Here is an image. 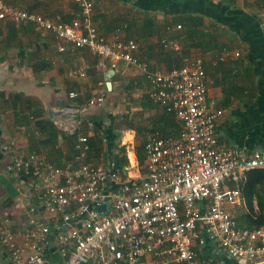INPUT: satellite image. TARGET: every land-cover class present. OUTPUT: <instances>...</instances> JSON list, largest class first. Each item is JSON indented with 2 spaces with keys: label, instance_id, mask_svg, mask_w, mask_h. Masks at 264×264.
<instances>
[{
  "label": "built area",
  "instance_id": "built-area-1",
  "mask_svg": "<svg viewBox=\"0 0 264 264\" xmlns=\"http://www.w3.org/2000/svg\"><path fill=\"white\" fill-rule=\"evenodd\" d=\"M76 2L80 17L67 22L60 14L49 18L0 0V29L5 20L34 22L56 34L61 52L69 43L106 58L113 69L120 62L137 65L152 100L173 114L179 133H147L145 174H132L126 166L125 178L114 160L88 161V135L77 136L74 158L65 164L45 153L17 150L14 140L3 144L6 171L35 180L46 215L43 220L32 207L27 228L15 232L10 218L0 214V242L10 258L16 264H47L44 248L53 235L61 264H228L199 254L208 241L235 264H264V224L240 226L232 211L243 200L239 184L245 173L264 168V152L220 142L223 110L208 101L203 59L186 56L179 67L152 68L136 56L138 43L124 39L119 28L110 38L100 33L93 22L94 0ZM162 43L177 48L167 37ZM69 75L83 77L85 71ZM107 92L100 83L88 106H102ZM85 111V106L63 109L69 116ZM103 205L109 208L102 210Z\"/></svg>",
  "mask_w": 264,
  "mask_h": 264
},
{
  "label": "crops",
  "instance_id": "crops-1",
  "mask_svg": "<svg viewBox=\"0 0 264 264\" xmlns=\"http://www.w3.org/2000/svg\"><path fill=\"white\" fill-rule=\"evenodd\" d=\"M4 1L49 18L60 14L67 22L80 17L76 0ZM94 2L93 22L100 33L110 38L119 28L124 39L138 43L136 56L152 68L167 71L181 66L186 56L201 57L208 101L213 109L223 110L217 125L220 142L247 153L264 152V0ZM165 37L177 48L166 49ZM57 41L56 34L34 22L5 20L0 29V214L10 218L15 232L27 228L32 207L43 220L46 215L35 180L6 171L3 144L14 140L17 150L45 153L65 164L74 158L77 136L84 134L96 145L88 154L91 162H106L105 157L125 146L128 167L137 174L139 166L137 172L132 167L139 164L138 155L145 157L147 133H179L173 114L152 100L150 83L137 65L120 62L113 69L87 48L68 43L66 51H59ZM79 68L85 76L69 75ZM100 83L108 90L104 104L88 106ZM71 92L77 95L70 97ZM72 106L86 107L80 123L62 112ZM238 205L243 209L244 201ZM44 254L47 264H61L53 235ZM199 254L235 264L211 241ZM0 264H16L1 242Z\"/></svg>",
  "mask_w": 264,
  "mask_h": 264
},
{
  "label": "trees",
  "instance_id": "trees-1",
  "mask_svg": "<svg viewBox=\"0 0 264 264\" xmlns=\"http://www.w3.org/2000/svg\"><path fill=\"white\" fill-rule=\"evenodd\" d=\"M89 142L91 145V151L89 153L92 154L93 152H95L96 145L93 143L90 137ZM90 156L91 155H89L88 161L91 160ZM105 159L106 162L108 160H114L116 168L119 169L122 176L124 178L127 177V170L125 169V167L129 165V159L126 154L125 146H119L118 153H115L114 156H107V158L105 157ZM138 160L139 164L145 163V157L141 155H138ZM239 189L245 207H243V209H240V211H238L235 215L240 226H246L249 228H258L262 226L264 224V168H255L247 171L244 175L243 180L239 184ZM235 207L239 208L241 206H234L232 208V211L234 213L236 209Z\"/></svg>",
  "mask_w": 264,
  "mask_h": 264
},
{
  "label": "water",
  "instance_id": "water-1",
  "mask_svg": "<svg viewBox=\"0 0 264 264\" xmlns=\"http://www.w3.org/2000/svg\"><path fill=\"white\" fill-rule=\"evenodd\" d=\"M63 112V111H62ZM62 112H60V113H62ZM49 114L51 115V117L52 118H54V116H53V112H49ZM71 116V118L73 119V120H77V119H79L80 118V115L79 114H72V115H70ZM109 208V205H103L102 206V210H106V209H108Z\"/></svg>",
  "mask_w": 264,
  "mask_h": 264
},
{
  "label": "rangeland",
  "instance_id": "rangeland-1",
  "mask_svg": "<svg viewBox=\"0 0 264 264\" xmlns=\"http://www.w3.org/2000/svg\"><path fill=\"white\" fill-rule=\"evenodd\" d=\"M131 164L133 165L134 162H131L130 165H131ZM139 168H140V172H143L144 169H145V168H144V164H140V165H139ZM132 171H133V172H137V168H136V167H132ZM235 208H236V207H235ZM240 209H242V207L236 208V209H235V213L233 212L234 215H236L237 212L240 211Z\"/></svg>",
  "mask_w": 264,
  "mask_h": 264
}]
</instances>
